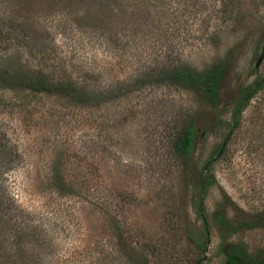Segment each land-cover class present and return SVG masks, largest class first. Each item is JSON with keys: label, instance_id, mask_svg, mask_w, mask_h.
<instances>
[{"label": "rangeland", "instance_id": "rangeland-1", "mask_svg": "<svg viewBox=\"0 0 264 264\" xmlns=\"http://www.w3.org/2000/svg\"><path fill=\"white\" fill-rule=\"evenodd\" d=\"M136 2V22L111 33L98 23L80 28L81 19L58 11L46 19L48 29L38 26L42 35L35 38L21 27L0 31L5 67L57 82L82 76L107 88L110 98L96 107L48 93H3L9 101L0 104V131L15 146L12 167H2L0 195L11 194L23 225L5 231L1 223L0 264H178L181 254L189 258L184 264L196 257L200 264H225L213 225L205 251L190 237L205 227L195 202L197 172L209 159L216 176L205 199L210 217L220 204L237 222L264 211V90L235 131L213 122L200 129L192 154L179 151L176 140L190 121H212L200 93L155 80L117 98L113 92L142 84L139 75L163 64L203 70L229 61L224 104L254 78L264 44V0ZM258 69L264 72V60ZM54 165L75 184V196L54 188ZM231 239L256 251L264 247V227ZM141 247L147 249L144 262Z\"/></svg>", "mask_w": 264, "mask_h": 264}, {"label": "trees", "instance_id": "trees-1", "mask_svg": "<svg viewBox=\"0 0 264 264\" xmlns=\"http://www.w3.org/2000/svg\"><path fill=\"white\" fill-rule=\"evenodd\" d=\"M3 1H7V5L0 7L6 10L0 14V31L3 26L9 33L12 31L15 32L21 27L27 31L25 35L29 39L35 38L37 34L42 35V32L38 33L39 27H43L42 30L48 29L46 23L48 20L46 19L57 11L74 14L73 17L75 19L73 22H75L76 18L81 19L83 22H76L80 28L81 24H91L88 27L92 28L99 24L104 28L105 34L111 33L113 28L120 24L124 27L133 25L136 22L134 18L136 11L141 7L135 5L137 3L136 0ZM143 3L150 4L148 0H144ZM82 5L85 6V9L75 13V7H81ZM229 71V61L216 62L203 70L195 69L187 64H163L158 66L157 69L152 68L150 72L144 75H139L138 80L144 81L142 84L136 81L138 83H135L138 86L131 87L132 84H126V87L120 88L121 90L116 88L113 92L117 98L121 95L131 93L134 88L144 85L149 86L151 83H154L152 80H155L158 83L200 93L210 105L213 115L212 121L206 122L202 126H198L190 121L176 140V146L179 151L181 150L183 153L192 154L196 136L199 133L202 134L209 123H222L228 127L229 133L235 131L242 123L244 113L250 106L252 100L264 90V72L259 71L258 67H255L254 78L241 83L233 96L223 104V83ZM7 90H27L33 93L58 95L70 98L85 106L101 107L104 105V101L110 100L109 94L107 95V88L104 89V86L91 85L82 76H76V78H71L67 82L49 81V79L43 76L30 78L5 67L0 62V104L3 103L2 101L8 103L9 99L3 96V93L7 92ZM121 91H123L122 93L125 92V94L120 93ZM228 113L230 114L229 117H227ZM200 129L203 131L199 132ZM3 135L0 131V188L3 184L1 182L3 179L1 174L11 168L14 163L13 148L15 146ZM213 161L214 159H209L197 172L200 193L199 199L195 203L197 204L198 213L204 220L205 227L204 231H191L190 237L199 250L205 251L210 241V227L213 225L219 234L221 249L225 253V264H264V247L256 251H251L246 242H236L231 239L239 231L264 227V211L256 214L250 220H241L238 222L233 221L228 216L223 204H220L214 209L211 217L206 212L205 199L210 188L216 183V176L212 172ZM3 166L5 170L2 168ZM52 168V183L58 193L65 196H75L78 190L75 184L66 177L62 167L60 165H54ZM187 172L190 173L189 171ZM21 210L10 193L7 192L6 196L0 195V225L1 223L4 224L5 231H17L23 225V222L19 219V215L23 213ZM5 236V232L0 230V250L3 248ZM131 249L136 251L135 246L134 248L131 247ZM138 252L141 261L148 260L147 249L145 247H141ZM185 255L181 254L178 264H184L189 261L188 256ZM185 258L188 259L186 260ZM201 260L202 257H196L193 264H200Z\"/></svg>", "mask_w": 264, "mask_h": 264}, {"label": "water", "instance_id": "water-1", "mask_svg": "<svg viewBox=\"0 0 264 264\" xmlns=\"http://www.w3.org/2000/svg\"><path fill=\"white\" fill-rule=\"evenodd\" d=\"M263 60H264V44H263L261 54L257 60L256 67H259L261 65V63L263 62Z\"/></svg>", "mask_w": 264, "mask_h": 264}]
</instances>
